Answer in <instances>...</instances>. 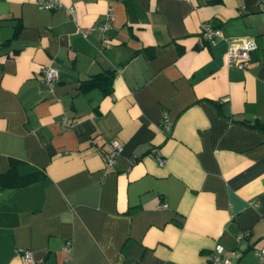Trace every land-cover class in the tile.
<instances>
[{"label": "crops", "instance_id": "obj_1", "mask_svg": "<svg viewBox=\"0 0 264 264\" xmlns=\"http://www.w3.org/2000/svg\"><path fill=\"white\" fill-rule=\"evenodd\" d=\"M61 2L0 0V264H212L216 243L264 264V0ZM109 69L110 92L79 88Z\"/></svg>", "mask_w": 264, "mask_h": 264}, {"label": "built area", "instance_id": "obj_2", "mask_svg": "<svg viewBox=\"0 0 264 264\" xmlns=\"http://www.w3.org/2000/svg\"><path fill=\"white\" fill-rule=\"evenodd\" d=\"M36 3L43 8H56L62 5L61 0H36ZM69 14L72 17H75L76 12L75 8L70 6L68 8ZM114 18L113 11L111 7H108L103 15V20L98 23V28L102 31H105L112 23ZM80 30L85 33L86 28H81ZM200 36L207 40L208 42H213L216 37L223 36L222 29L220 26H213L209 21H203L200 24L199 30ZM105 38L103 37V40ZM256 48L255 41L248 36H241L239 39L231 42L226 51V66L231 68L243 69L246 65V62L250 58V52ZM57 77V69L54 66L47 65L42 68L41 81L44 84L52 85L54 79ZM64 123V119H62ZM171 124V120L167 118V115L164 113L162 125L167 128ZM109 149L105 152L104 165L107 168H112L114 164V156L122 149V145L116 140H110L108 142ZM163 162V158L159 157V163ZM165 205V204H163ZM241 233L239 237L244 235ZM64 250L68 249V245H64ZM254 251L257 255L262 257L264 253V243L254 248ZM24 261H29L31 259L30 250L25 249L22 253ZM207 259L212 264H229L230 260L223 253V246L220 243H216L210 252L207 253Z\"/></svg>", "mask_w": 264, "mask_h": 264}, {"label": "trees", "instance_id": "obj_3", "mask_svg": "<svg viewBox=\"0 0 264 264\" xmlns=\"http://www.w3.org/2000/svg\"><path fill=\"white\" fill-rule=\"evenodd\" d=\"M15 33H16V29L14 30L13 35ZM113 73H114V71L110 70V69L98 71L96 73H92L90 76H88V77H86L80 81L79 88L82 91H86L88 88H90L92 86H98L99 88H101L102 91L110 92L111 88H112ZM253 125L258 126L261 129L264 128V124L260 123V122L255 123ZM104 158H105V154H104ZM128 264H136V263H135V261H132V262H129Z\"/></svg>", "mask_w": 264, "mask_h": 264}]
</instances>
